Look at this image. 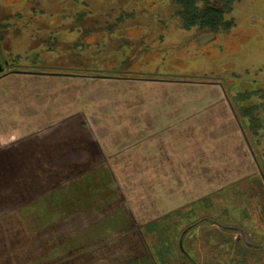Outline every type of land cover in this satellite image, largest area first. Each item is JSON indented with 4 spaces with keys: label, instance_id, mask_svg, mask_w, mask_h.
<instances>
[{
    "label": "rangeland",
    "instance_id": "374dc122",
    "mask_svg": "<svg viewBox=\"0 0 264 264\" xmlns=\"http://www.w3.org/2000/svg\"><path fill=\"white\" fill-rule=\"evenodd\" d=\"M77 1L81 2L80 5H74L73 0H0L1 48L11 70L39 71L42 74L69 70L65 73L71 74L72 71L92 77L90 81L84 79L83 85L80 78H75L80 86L70 84L63 77L41 74L10 73L0 78V132L12 127L15 134L11 140L0 138V160L3 155L20 153V143L13 142L12 147L8 143L20 138L27 128L37 129L38 140H53L57 136L69 142L59 161L92 165L98 161L97 153L92 152L91 141L95 139L106 157L117 151L131 154L138 149L144 153L145 148L140 144L141 134L147 135V126L155 129L156 124L162 125L157 119L160 115L155 117L157 110L163 111L160 119L165 121L174 115L175 121H179L176 130L181 129V134L189 127L193 131L195 125V129L206 131L200 140L215 141L236 129L238 119L234 122L229 117L219 119L216 116L196 123L185 113L201 108L199 104L216 103L222 99L224 103H230L225 94L221 96L224 88L230 94L255 92L251 102L261 100L258 96L264 94V0H235L232 11L226 16L233 25L227 32L218 34L194 28L182 29L175 15V0ZM74 11H84L85 17L101 15V21L104 19L107 24L123 14L130 15L124 19L125 22H120L122 25L116 33H109L98 20L93 26L96 31L75 42L79 34L69 29L75 20ZM67 14L69 17H64ZM90 26L87 21L85 27L88 29ZM74 44L88 47L77 51L72 48ZM79 58L89 59V64H95L99 72L82 73L83 67L76 60ZM176 102L180 103L179 111L170 113L172 107H168L169 104ZM55 105L60 112L68 110L69 116L77 111L83 115L70 117L62 123L55 118L46 120L48 110L52 108L54 112ZM214 108L217 106L209 110ZM180 109L183 113H179ZM203 125L206 128H202ZM109 141L115 149L108 148ZM204 145L205 153L211 152ZM248 149L251 154V149ZM189 151L178 152L180 166L172 169L178 175H163V171L146 178L142 175L148 172H144L140 165L124 171L126 175L115 176L136 225L143 226L229 180L223 171L231 169L226 167L230 165L220 162H229L227 156H238L237 149L223 148L221 151L225 154L221 155L222 159L210 157V161H205L208 169L214 172L212 175L190 173L192 168L188 160L184 162L185 158L191 157L188 156ZM164 153H169L166 148ZM198 159L195 158V164ZM254 162L258 173L264 176V168L256 158ZM125 163L128 166L132 164L131 161ZM7 175H3L4 180ZM8 176L12 182L6 190H14L17 187L12 184L20 175L13 173ZM20 177L23 183L29 177L28 182L33 187L31 193L48 189L67 178L64 174H53L43 177L44 182H41V176ZM3 183L0 182V192ZM38 183L42 184L41 188ZM229 194L236 195L235 191ZM221 198L216 199L219 204ZM1 207L0 204V226L3 224L1 214L8 210ZM67 218L71 228L76 227L71 232L74 233L87 221H92L93 215L85 212Z\"/></svg>",
    "mask_w": 264,
    "mask_h": 264
},
{
    "label": "trees",
    "instance_id": "16d2710c",
    "mask_svg": "<svg viewBox=\"0 0 264 264\" xmlns=\"http://www.w3.org/2000/svg\"><path fill=\"white\" fill-rule=\"evenodd\" d=\"M73 1L74 5L78 3L77 0ZM234 2L235 0H175V15L182 29L194 28L218 34L227 32L233 25L232 20L226 16L232 11ZM82 6L85 7L84 3ZM74 13L75 20L73 19L72 28L69 29L79 34L75 42L88 38V35L96 31L93 26L98 20L109 33H116L122 25L120 22H125L124 19L127 20L130 15L123 14L107 24L104 19L101 21V15L95 18L85 17L84 11ZM105 15L106 13L103 14L104 17ZM64 17L68 18L69 15ZM87 21L91 28L85 27ZM84 47L88 46H72L77 51ZM76 60L83 67L82 73L99 72L95 64H89V59ZM58 77L67 79L75 86L79 85L75 78L81 79V85L85 83L84 79L92 80L87 74L79 75L72 71L69 76ZM222 87L220 88L223 89ZM222 91L221 96L225 94L236 110L240 124H237L238 128L229 131L221 139L206 142L199 138L206 131L201 132L194 125L193 131L189 127L182 134L179 129V136L174 143L168 145L181 152L190 149L188 156L191 157L185 158L184 162L188 160L192 168L190 173L193 175H212L214 172L208 169L205 161H210V157L222 159L221 155L225 154L221 151L223 148L237 149L238 156H227L229 162L224 159L226 163L220 162L222 165H230L226 167L231 169L223 171L229 180L221 182L213 190L202 192L187 204L157 216L143 226L136 225L115 177L126 175V172L115 173L108 167L107 160L110 158L124 164V155L128 158L130 156L134 167H147L143 171L148 173L142 176L148 178L161 174L154 173V168L150 167L156 165V162H163L162 157L166 154H163L164 143L152 138L158 133V129L151 131L153 136L148 128L145 129L147 135L144 136V132H141L140 140L145 141L140 142L141 147L145 148L144 153L138 149L131 154L117 151L106 157L100 143L96 139L92 140V152L97 153L98 161L92 165H84L59 161L63 149L69 145L68 141H41L36 138L37 129L27 128V132L21 134L18 140L8 143L12 147L18 141L21 144L18 150L20 153L7 154L3 161L6 168L0 169V182L4 181L0 204L1 208L8 209L1 214L3 224L0 226V264H264V179L258 173L248 149L249 147L254 151L257 162L264 168V94L258 96L261 100L253 103L251 99L255 92L230 94L225 88ZM176 104L180 107L179 102L170 103L168 107ZM198 106L201 108L185 113L186 117L196 123L216 116L219 119L229 117L235 122L229 103H224L223 99ZM216 106V109L209 110ZM181 112L182 109L179 113ZM162 113L163 111L160 113L157 110L155 117L160 115L157 118L160 120L163 118ZM221 113L223 116L219 117ZM77 115H83V112H73L72 116L67 114L66 119ZM202 128L206 126L203 125ZM12 133L13 129L10 127L8 131L0 132V138L11 140ZM191 138L194 140L190 141ZM203 144L211 152L205 153ZM108 148L115 149V146L109 141ZM170 155L167 154V160L171 159ZM195 158H199L196 164ZM180 161L178 156L179 165ZM13 173L16 176H41V182H44L43 177L53 174H64L67 178L48 189H38L40 192L35 194L31 193L33 187L28 182L29 177L23 183L19 176L12 184L17 188L6 190L12 182L8 175ZM6 174L8 175L4 180L3 175ZM174 174L178 175L163 173L169 176ZM38 184L41 188L42 184ZM231 191H235L236 195L231 196ZM219 197H222L220 204L216 200ZM85 212L93 215V220L87 221L85 226L82 225L83 227L71 233L76 227L71 228L67 217Z\"/></svg>",
    "mask_w": 264,
    "mask_h": 264
},
{
    "label": "crops",
    "instance_id": "0c3cea01",
    "mask_svg": "<svg viewBox=\"0 0 264 264\" xmlns=\"http://www.w3.org/2000/svg\"><path fill=\"white\" fill-rule=\"evenodd\" d=\"M66 85V84H65ZM65 104H67L65 102ZM52 106V105H51ZM66 107V105H65ZM178 107L176 110H174L173 108H176ZM45 110H47L46 108H44ZM49 111V115L47 116L46 120H51L53 118H55L57 120V122L59 121L60 123H62L63 121H67L66 117H67V114H68V110H66L65 112H60L58 107L55 105L54 106V112H52V108H50ZM179 111V106H175V107H172L171 110H170V113H173L175 114V112H178ZM52 112V113H51ZM41 113V112H40ZM65 119V120H64ZM45 123V122H44ZM158 123L162 124V125H159V124H156V128L155 129H158L156 132H158L156 135H154V137H152L153 139L157 140V141H160V142H163L164 143V146L166 148V150L169 152V153H166V155H163L162 157V161L164 160H167L168 157H167V154H171V159L170 160H167V161H164V162H156V165L153 164L152 168H154V173H163L164 172H172V173H178V172H175L174 170H172L173 168H178L180 165L178 164V149L176 150L175 147L171 146V145H168V143H174V140L177 138V136H179V130H176V127L179 125V121H175L174 119V115L173 117H169L168 120H163V119H160L158 120ZM143 127V126H142ZM146 128H148L150 130V132L152 130H154L153 128L151 129L150 126H147ZM145 128V129H146ZM179 128V127H178ZM163 129V130H161ZM155 131V130H154ZM162 131V132H161ZM149 132V131H148ZM14 133V132H13ZM12 133L13 136H15L14 134ZM153 132H151V135H152ZM12 136V138H13ZM17 140V138H16ZM14 140V141H16ZM47 142H51V141H59V142H65V141H62L60 139L56 138L55 139H51V138H47L45 139ZM141 142H145L144 140L141 141ZM163 148V149H165ZM176 154V155H175ZM173 155L175 157H173ZM4 157H1V160L0 162H3L4 160H6V156L3 155ZM123 160H124V164L125 166H123L121 164V162L119 161H113V160H110V158L107 160V163H108V167L114 171L115 173H122L124 172L123 169H132L134 168V164H133V159H129L127 156L124 155L123 157ZM128 161H131L132 164L130 166H128L127 163L125 162H128ZM5 163L2 164V167H4ZM145 169L147 167H144ZM164 168H167L166 171L163 170ZM169 170V171H168ZM151 173V172H150Z\"/></svg>",
    "mask_w": 264,
    "mask_h": 264
},
{
    "label": "water",
    "instance_id": "95a60500",
    "mask_svg": "<svg viewBox=\"0 0 264 264\" xmlns=\"http://www.w3.org/2000/svg\"><path fill=\"white\" fill-rule=\"evenodd\" d=\"M0 70H1V68H0ZM39 71H28V72H26V71H21V72H18V71H15V70H8L7 72H5V73H3V74H1L0 75V78L1 77H3V76H5V75H8V74H10V73H22V74H42V72L41 73H38ZM44 74H47V75H63V76H69V75H71V74H69V73H65V72H52V73H49V72H44ZM230 104V103H229ZM230 106V108L233 110V107L231 106V104L229 105ZM233 114H234V118L237 120V117H236V114H235V112H234V110H233ZM237 124H239V122H238V120H237ZM240 125V124H239ZM244 134V133H243ZM244 137H245V134H244ZM245 140H246V142H247V138L245 137ZM251 154H252V157L255 159V155H254V153H253V151L251 150ZM262 175V174H261ZM263 177V179H264V176H262Z\"/></svg>",
    "mask_w": 264,
    "mask_h": 264
},
{
    "label": "flooded vegetation",
    "instance_id": "af4514ba",
    "mask_svg": "<svg viewBox=\"0 0 264 264\" xmlns=\"http://www.w3.org/2000/svg\"><path fill=\"white\" fill-rule=\"evenodd\" d=\"M1 23L2 22H0V27H1ZM0 68H1L0 75L3 74V73H5V72H7L8 70H11V68H12V67H10V64H8V62L6 60V57L4 55V52H3L2 48H1V37H0ZM26 75H38V74H26ZM41 75L46 76L47 74H41ZM47 76H50V77H54L55 78V77H58L59 75H47ZM0 165H1V162H0ZM2 169H5V168L3 167Z\"/></svg>",
    "mask_w": 264,
    "mask_h": 264
}]
</instances>
